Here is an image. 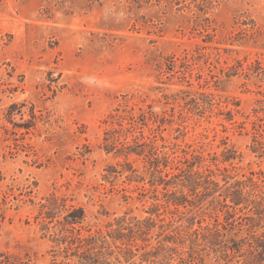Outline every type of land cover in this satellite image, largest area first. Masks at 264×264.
I'll return each instance as SVG.
<instances>
[{"label": "rangeland", "instance_id": "rangeland-1", "mask_svg": "<svg viewBox=\"0 0 264 264\" xmlns=\"http://www.w3.org/2000/svg\"><path fill=\"white\" fill-rule=\"evenodd\" d=\"M178 8L0 0L1 251L63 261L36 220L52 193L83 207L93 231L126 213L148 216L151 193L140 196L124 175L104 178L124 160L104 149V121L120 105L145 103L172 120L159 144L174 157H216L240 176L264 171L255 149L264 144V0L224 1L207 16L190 0ZM231 151L232 166L222 164ZM182 212L176 226L201 216Z\"/></svg>", "mask_w": 264, "mask_h": 264}, {"label": "trees", "instance_id": "trees-1", "mask_svg": "<svg viewBox=\"0 0 264 264\" xmlns=\"http://www.w3.org/2000/svg\"><path fill=\"white\" fill-rule=\"evenodd\" d=\"M133 1L139 7L155 1L180 9L189 0ZM190 1L199 14L207 16L228 0ZM204 21L210 23L207 17ZM210 28V24L204 26L206 32ZM168 122L172 120L155 114L145 103L120 105L104 121L108 126L104 149L124 158L123 164L119 163L122 169L110 167L104 178L110 181L124 175L129 183L138 185L140 196L151 193L148 216L126 213L109 222L108 231H93L83 207L50 194L42 199L36 220L40 230L63 248V261L55 259L52 264H264V171L240 176L234 173V167H221L216 157L212 164L201 153H193L190 158L189 153L182 159L174 157L168 146L159 144ZM254 130L258 136V127ZM255 141V149L258 151L259 144L264 152V144ZM235 154L224 153L221 163L232 166ZM138 161L141 168L134 165ZM4 181L0 171V186ZM182 209L189 213L197 210L201 216L188 219L187 226H176L184 218ZM0 264L38 263L29 256L0 249Z\"/></svg>", "mask_w": 264, "mask_h": 264}]
</instances>
